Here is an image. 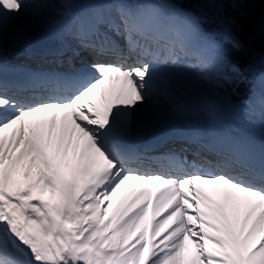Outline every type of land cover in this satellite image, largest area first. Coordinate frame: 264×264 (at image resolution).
<instances>
[{
	"label": "snow or ice",
	"instance_id": "snow-or-ice-1",
	"mask_svg": "<svg viewBox=\"0 0 264 264\" xmlns=\"http://www.w3.org/2000/svg\"><path fill=\"white\" fill-rule=\"evenodd\" d=\"M230 2L239 8L245 0ZM24 8V0H0V50L6 22ZM115 12V18L96 10L67 14L60 45L49 54L70 67L80 49L97 59L52 77L46 93L9 95L0 78V264H264V148L257 154L222 143L210 121L188 139L218 156L215 163L160 157L175 176L125 167L130 158L120 145L130 136L131 114L153 93L177 111L183 103L153 84L154 64L175 63L173 53L161 59L150 48L157 13L147 4H117ZM176 17L196 21L169 5L168 18ZM109 32L124 39L134 63L120 62L124 51ZM17 38L31 50L30 35ZM107 57L116 62H101ZM3 62L0 55V74ZM58 120L64 149L55 162L38 130L46 126L50 143ZM73 141H83L75 164L67 159Z\"/></svg>",
	"mask_w": 264,
	"mask_h": 264
},
{
	"label": "bare ground",
	"instance_id": "bare-ground-1",
	"mask_svg": "<svg viewBox=\"0 0 264 264\" xmlns=\"http://www.w3.org/2000/svg\"><path fill=\"white\" fill-rule=\"evenodd\" d=\"M106 3H82L77 5L74 0H24L25 8L18 18L9 19L4 26V43L0 50V55H4L6 50H18L26 47L24 41L17 38V34L25 32L32 37V42L48 46L51 44H60V32L67 19L69 12H88L96 10L108 18H115V5L120 4L116 0H108ZM139 4H147L149 9L157 13V19L150 28V33L154 36H167L176 38L179 49L173 50L167 47V51L174 54L175 63L171 60L167 64H154L156 79L153 84L162 92H171L179 96L183 103V108L177 111L171 107L165 97L159 94H150L148 100L143 102L129 117L128 126L130 136L135 137L141 134H151L156 131L173 130L175 125L186 127L193 131H200L206 128L211 121L214 126L216 137L224 139V143L255 153H259L264 148V104L261 103V96L264 95V71L257 78L256 83L259 86L258 91L251 97L247 104L249 109L242 116L236 119L231 113L232 109L227 108L223 98L225 96L222 88L218 86L220 71L216 68L219 64L220 50L211 42L209 38L203 37L197 33L189 21L176 17L168 18V12H164V5H156L151 0H138L130 4L131 9H135ZM47 7H52L50 10ZM59 18V21L55 19ZM104 27H102L103 29ZM106 30V28H105ZM102 31V30H101ZM67 40H75L66 38ZM113 39V37H112ZM120 47L123 43L117 41ZM74 46V43H71ZM183 47V48H182ZM127 50V49H126ZM180 50L184 51L180 55ZM195 52L199 58H189L188 53ZM169 52L164 54L161 59L167 58ZM121 59L125 66L134 63V57ZM195 58V59H194ZM104 61L112 62L113 57L103 58ZM193 60L189 66L185 67L184 62ZM198 60V61H196ZM109 88V95H111ZM49 114H45L47 119ZM171 130V131H172ZM232 130L234 137L232 140L224 138L226 132ZM59 120L51 142L47 136L46 126L38 130L42 134L39 140L41 146L49 153V157L55 156V162H59L63 154L64 145L59 140ZM170 131V132H171ZM218 135V136H217ZM67 142L65 141V144ZM83 148V141L77 146L75 141L68 146L67 159L75 164L79 152ZM59 149V154L57 153ZM19 152V149H17ZM148 161V160H146ZM138 169L140 172H161L162 167L155 163H145V168L130 167ZM60 170L68 175L69 169L61 165ZM37 168L32 169V178H35ZM48 171V169H45ZM209 195L216 197V193L211 191L209 186H203ZM154 195L156 188L152 189ZM187 191V189H185ZM152 211L151 202L148 206ZM161 209H157L159 215ZM191 215V213H190Z\"/></svg>",
	"mask_w": 264,
	"mask_h": 264
},
{
	"label": "trees",
	"instance_id": "trees-1",
	"mask_svg": "<svg viewBox=\"0 0 264 264\" xmlns=\"http://www.w3.org/2000/svg\"><path fill=\"white\" fill-rule=\"evenodd\" d=\"M220 2L221 20L214 18L206 0H180L178 3L199 16L204 29L224 34L227 31L239 44V47H234L232 42L223 43L225 63L240 70V75L233 77L225 90L233 101H238L247 96L253 78L260 70L258 54L264 53V0H245L239 8H233L230 0ZM219 22L224 23V29Z\"/></svg>",
	"mask_w": 264,
	"mask_h": 264
},
{
	"label": "rangeland",
	"instance_id": "rangeland-1",
	"mask_svg": "<svg viewBox=\"0 0 264 264\" xmlns=\"http://www.w3.org/2000/svg\"><path fill=\"white\" fill-rule=\"evenodd\" d=\"M75 1L76 0H74V2ZM130 1H132V3L138 2V0H130ZM177 1L178 0H163V2H161L160 4L164 5V9L163 10H164V12L167 13L168 12L169 5L178 6L177 3H176ZM215 1L214 0H206L207 4L209 6L210 12L212 14H214V18H216V19H219L220 18V20H221L220 14H222V13H220V9H219V5H220L221 2H220V0H217L216 2ZM155 4L156 5H160L157 2ZM126 7L130 8V5H128ZM177 8H179V7H177ZM221 23H222L223 29H224V23L223 22H219V24H221ZM199 24H200L199 23V20L196 18L195 23H192V27L195 29V31L197 33H200L203 37L209 38L211 40V42H213L217 46L218 45V43H217L218 41L215 39V37H217V36L219 37L222 34H220L218 31H215V30L214 31H211V32H206L205 30H201ZM224 37H225V34H224ZM218 48L220 50V57H219V60L220 61H219V64L216 65V68L220 71V76L218 77V80H219L218 86L221 88V87H223V83L225 84L227 81L230 80V76H233L235 74H238V70H237V68L232 67L230 69V71H228L227 73L224 71V68L221 65L222 62H223V59H222V56H221L222 48L220 46ZM182 52L183 51L180 50V54ZM258 58L260 59V62H259L258 65H264V54L263 55L262 54H258ZM187 66H189V65L188 64H185V67H187ZM234 69H236V70H234ZM254 87L255 88L252 91V94H254L255 91L258 89L257 83H255V86ZM224 88H225V85H224ZM221 95L222 96L223 95L225 96V99L223 98L224 103H225V105H226L227 108H231L232 109V112L231 113L234 115V117L236 119L242 118V116L248 111V109L247 110H244V108H243V107H245L247 105L248 100H242V101H240V102H238L236 104H233V103H231L228 100V98H227V96L225 94H221Z\"/></svg>",
	"mask_w": 264,
	"mask_h": 264
},
{
	"label": "water",
	"instance_id": "water-1",
	"mask_svg": "<svg viewBox=\"0 0 264 264\" xmlns=\"http://www.w3.org/2000/svg\"><path fill=\"white\" fill-rule=\"evenodd\" d=\"M81 1H82V2H83V1H91V2H96V1H98V2H99V1H103V0H80L78 3H80ZM124 3H125V2H124ZM125 4H126V3H125Z\"/></svg>",
	"mask_w": 264,
	"mask_h": 264
}]
</instances>
